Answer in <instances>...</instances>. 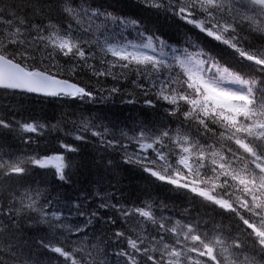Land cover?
<instances>
[{
    "label": "snow or ice",
    "instance_id": "snow-or-ice-1",
    "mask_svg": "<svg viewBox=\"0 0 264 264\" xmlns=\"http://www.w3.org/2000/svg\"><path fill=\"white\" fill-rule=\"evenodd\" d=\"M140 2L223 45L235 63H221L187 32V46L176 48L139 20L94 7L93 0H0V90L94 99L95 86L77 80L88 76L97 85L114 81L99 88L107 93L102 99L128 95L126 102L135 103L138 92L149 107L162 102L176 129L81 118L64 134L122 153L124 163L187 190L236 223L203 220L191 209L173 219L160 211L167 205L121 203L123 197L99 192L95 209L83 208L91 199L85 194L72 205L83 226L69 223L72 208L63 205L65 215L46 188L20 191L5 182L53 169L68 183L76 165L66 153L79 149L61 140L59 153L12 151L6 137L39 148L45 130L60 124L0 116V264H45L46 254H56L46 264H264V0ZM133 28L138 42L124 34ZM99 163L114 166L103 158ZM96 224L103 225L99 234ZM26 231L42 234L32 238Z\"/></svg>",
    "mask_w": 264,
    "mask_h": 264
},
{
    "label": "trees",
    "instance_id": "trees-1",
    "mask_svg": "<svg viewBox=\"0 0 264 264\" xmlns=\"http://www.w3.org/2000/svg\"><path fill=\"white\" fill-rule=\"evenodd\" d=\"M93 6L99 7L101 10H107L117 16H126L131 19L140 21L143 28L149 33L155 32L157 35L168 41L176 48H184L187 46L186 36L192 38L193 41L200 44L205 51L211 52L212 55L221 59V63L228 61L234 64V58L231 52L223 45L212 40L203 34L188 31L184 27H177L172 20L165 18L163 12L157 13L155 10L145 8L140 0H93ZM55 16V13H54ZM127 39L138 42L136 30L128 29L124 32ZM199 35V39H197ZM259 43V41H257ZM192 49H190L191 51ZM66 59V58H65ZM61 64L64 60L60 61ZM53 71H55L53 69ZM63 78H67L66 76ZM77 80L81 85L85 86L92 83L95 86L96 96L94 99L79 98H42L31 94H12L10 91L0 90V116L22 122L37 121L43 124L57 125L60 124V130L46 129L45 135L38 139L37 143L31 145L24 144L21 140H17L12 136L6 137L5 147L18 153H32L34 150L43 154H53L63 151L60 148V141L73 145L79 149L78 153H66L68 158L76 167L72 169L69 176V182L59 181L54 174L53 169L41 170L34 169L32 174L25 178L12 177L5 183L10 184L13 188L23 191L27 187L46 188L51 193L52 198L59 197L60 209L68 215V208H72L73 203H80L82 195H88L90 200L83 203L84 209H95L96 205L101 203L99 197H94L95 192H99L100 196L104 194H113L121 200V203H135L140 205L142 202H154L157 206L167 205V209L161 208L160 211L165 216H171L173 219H180L185 209H191L192 216H199L203 220L212 219L215 222L223 220L227 224H235L236 220L224 214L219 208L208 205L201 198L195 197L187 190L175 189L174 186L165 182H160L151 177L138 167L128 165L123 162L122 153L109 150L104 152L99 144L88 136L93 143L85 144L74 140L71 136H65V132L72 131V121L79 123L81 118L92 119L99 118L96 123L112 124L119 123L121 127H135L143 122L149 126L163 128L169 126L172 129L178 127L176 118H169L164 112V106L158 103L155 107H149L143 103V97L136 93L137 102L127 103L126 101L132 97L128 95H116L111 99H102L107 93H101L100 87L108 88L112 86L114 81L108 78L107 82L97 85L95 80L89 81L88 76L78 77ZM121 83L126 84L122 81ZM131 91V86L128 85ZM187 129H185L186 131ZM36 139L35 134H30ZM219 135V133H217ZM212 139L207 143L211 144ZM127 143V142H126ZM204 143V141H201ZM220 147L219 144L216 145ZM133 146H129L128 151L132 152ZM151 155V153H149ZM103 158L105 161L112 160L113 167L104 168L99 161ZM99 181V183L97 182ZM150 194V195H148ZM67 204L68 208L63 205ZM103 214V213H102ZM84 217L75 215V209L72 208V214L67 222L83 226ZM27 222H25L26 224ZM103 225L96 224L95 232L99 234ZM26 235L32 238H38L42 233L35 231L27 232ZM92 235V232H89ZM52 256L55 262L56 254H46L41 257L47 262L48 256ZM61 261L63 258H60ZM111 259V257H110Z\"/></svg>",
    "mask_w": 264,
    "mask_h": 264
},
{
    "label": "water",
    "instance_id": "water-1",
    "mask_svg": "<svg viewBox=\"0 0 264 264\" xmlns=\"http://www.w3.org/2000/svg\"><path fill=\"white\" fill-rule=\"evenodd\" d=\"M31 94H36V93H31ZM39 95H42V96H44L43 94H39ZM46 97V96H45Z\"/></svg>",
    "mask_w": 264,
    "mask_h": 264
},
{
    "label": "bare ground",
    "instance_id": "bare-ground-1",
    "mask_svg": "<svg viewBox=\"0 0 264 264\" xmlns=\"http://www.w3.org/2000/svg\"><path fill=\"white\" fill-rule=\"evenodd\" d=\"M148 195H150V194H148ZM90 202L92 203L93 202V199H91Z\"/></svg>",
    "mask_w": 264,
    "mask_h": 264
}]
</instances>
